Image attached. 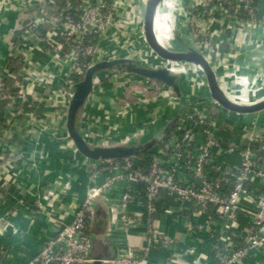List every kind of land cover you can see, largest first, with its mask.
<instances>
[{
	"label": "built area",
	"instance_id": "1",
	"mask_svg": "<svg viewBox=\"0 0 264 264\" xmlns=\"http://www.w3.org/2000/svg\"><path fill=\"white\" fill-rule=\"evenodd\" d=\"M45 1L55 6V0ZM63 1L64 6L51 17L50 29L39 27L47 14L43 8L42 16L25 30L22 47L18 49L19 68L0 71V100L7 104H29V100L40 104L42 93L37 94L35 88L49 90L53 83L50 77L63 72L69 102L73 84L86 69L97 60L114 56H102L107 50L103 43L110 28L117 27L114 32L117 34L126 23H132L128 15L121 23L115 21L118 9L130 10V1ZM262 3L263 0H181L195 43L218 72L226 92L225 76L241 67L239 63L232 66L240 55L234 46L261 44L257 39L247 43L245 38L248 28H254L264 19ZM3 8L0 3V10ZM238 37L242 42H238ZM224 42H229L231 47L223 50ZM32 51L41 56L36 61L39 68H32L36 66L28 58ZM175 66L177 73L187 79L188 94L195 97L205 92L193 66ZM114 75L117 78L126 73ZM145 83L146 90L167 98V106L172 110L182 109V101L169 87L146 78ZM240 85L248 86L242 82ZM241 116L226 111L213 99L196 101L182 111L165 137L146 151L125 158L91 161L90 176L94 184L87 189L72 220L60 223L56 233L27 264H92L97 259L91 255L94 203L98 198L108 199L106 194L117 189L118 181L119 198L110 204V212L118 210L114 219L125 229L132 226L144 229L142 242L134 245L144 254L151 248H159L168 252L169 263L176 264L180 257L176 252L177 232L195 239L205 233L209 251L208 255L200 253L199 259L211 258L212 264H241L262 252L264 132L242 138L260 126L254 121H244ZM1 129L0 124V133ZM132 203L136 207L134 211H130ZM158 212L170 218L163 229L155 221ZM176 223L180 227L172 228ZM252 261L251 264H264L261 259L252 258ZM113 262L136 264L135 253L127 247ZM186 264L193 263L186 261ZM195 264L204 262L196 259Z\"/></svg>",
	"mask_w": 264,
	"mask_h": 264
},
{
	"label": "crops",
	"instance_id": "2",
	"mask_svg": "<svg viewBox=\"0 0 264 264\" xmlns=\"http://www.w3.org/2000/svg\"><path fill=\"white\" fill-rule=\"evenodd\" d=\"M6 1L10 6H4L0 10V71L10 67L16 71L21 58L18 49L22 47L25 30L29 26L18 36L8 56L10 30L16 25L21 9L41 0ZM129 1L130 10H127L126 15L128 14L133 23L134 16L135 20L141 19L143 1ZM43 8L47 14L39 27L50 29L51 17L57 10L56 7L47 5L46 1ZM162 9L163 6L158 11ZM262 9L264 11V0ZM41 10L34 16L33 21L42 16ZM154 28L157 31L155 22ZM248 30L245 38L247 43L257 39L261 41L260 47L234 46V51L240 55L232 66L239 63L241 67L229 74L262 84L263 87L264 19ZM114 32V27L109 29V36L103 43L106 49L112 48L113 44L109 45V39L116 34ZM176 32L186 38L185 13H181V20L170 30L169 37H166L172 46L178 45L174 38ZM238 42H242L239 37ZM222 47L226 50L231 46L229 42H224ZM116 53L113 55L122 56L121 53ZM40 57L37 51L28 54L29 60L36 64L32 66L33 69L41 67L36 62ZM193 67L204 83V77L199 74L201 71ZM115 72L126 75L116 78ZM50 79L53 83L49 90H42L38 86L35 88L37 94L42 93L40 104L31 100L29 104H7L0 100V264H27L56 233L60 223H69L72 220L74 211L89 188V161L76 150L66 129L68 99L65 96L64 74L57 73ZM8 83L11 84L12 80H8ZM146 87L145 78L130 72L112 70L98 73L94 79L93 90L77 115V126L86 135L88 143L115 145L126 141H145L161 128L173 110L167 106V98H154L156 91L146 90ZM143 98L148 100L144 102ZM239 100L252 101L246 100L245 95H241ZM241 118L264 127V110L244 114ZM100 178H103V174ZM119 184L121 183L118 181L115 184L117 189L106 194L108 199L98 198L94 203L91 255L101 257L102 264H110L112 257L122 255L125 248L130 247L135 253L136 264H172L167 261L168 252L165 250L151 248L144 254L138 246L134 248V245L142 242V227L132 226L125 229L121 222H111L108 210L110 204L119 198ZM134 208V203L130 204V211H134ZM154 217L161 229L168 226L169 217L159 212ZM173 226L180 227L178 223L172 225V228ZM174 235L177 240L176 252L180 253L176 264H186V261L195 264L196 259L204 264H212L211 258L199 259L200 253L207 254L209 251V240L205 233L198 235L199 239L180 232ZM252 258L264 260V249L241 264H251Z\"/></svg>",
	"mask_w": 264,
	"mask_h": 264
},
{
	"label": "water",
	"instance_id": "3",
	"mask_svg": "<svg viewBox=\"0 0 264 264\" xmlns=\"http://www.w3.org/2000/svg\"><path fill=\"white\" fill-rule=\"evenodd\" d=\"M168 0H143L141 5V39L158 64L143 62L137 57L112 56L103 58L92 63L85 71L83 76L75 81L72 87V95L69 99L66 112V129L68 136L76 150L84 156L89 164L87 170L90 173L92 169L91 161L99 158L119 159L134 156L146 151L151 146L160 142L168 133L174 122L180 116L182 111L196 101L213 99L223 109L244 115L256 113L264 110V96L252 103H239L233 100L223 89L218 78V72L214 69L211 61L204 55L195 43L192 27L187 19L186 38L176 32L174 38L178 45L176 50L168 52L163 49L155 35L154 20L158 9L165 6ZM45 0L33 2L20 10L16 25L10 30L11 39L8 42V56L11 54L18 36L33 22L34 16L43 8ZM126 7L120 8L116 12V22L121 23L126 16ZM186 15V13H185ZM187 18V16H186ZM260 47V45H258ZM257 46V47H258ZM256 47V48H257ZM258 47V48H259ZM184 64L197 67L204 77V95L191 96L187 92V79L185 75L174 72L171 66ZM123 71L130 72L143 78L157 81L169 87L174 95L182 101V109L173 110V113L167 122L159 128L149 139L145 141L124 142L115 145H92L88 143L77 126V115L86 99L93 90L95 76L104 71ZM202 80V79H201ZM187 92V93H186ZM264 127H254L244 137L252 133H262ZM242 138L238 141L240 142ZM89 188L93 186V180L90 176ZM108 210L111 222H117L114 214ZM4 226V224H2ZM115 256L112 257L110 264ZM92 264H102V258L98 257Z\"/></svg>",
	"mask_w": 264,
	"mask_h": 264
},
{
	"label": "rangeland",
	"instance_id": "4",
	"mask_svg": "<svg viewBox=\"0 0 264 264\" xmlns=\"http://www.w3.org/2000/svg\"><path fill=\"white\" fill-rule=\"evenodd\" d=\"M143 1V0H142ZM141 2V0L139 1ZM0 3H2L6 8L10 6L8 1L0 0ZM135 4V3H134ZM130 9V6H129ZM135 11V10H134ZM137 12V11H135ZM134 12V13H135ZM159 14V12H158ZM133 17V15H132ZM134 16V22L133 23H126L124 25V28L118 31V33L113 35L109 39V42L113 45L112 48L108 47L107 50L103 53L102 56H112L114 53L119 52L122 54V56H129V57H137L143 62H147L150 64H158V62L152 57L146 46L144 45L143 41L141 40V19L137 18L135 20ZM169 22L167 21V16L165 17L164 21L160 24L158 29L160 32L165 36L169 37L170 35V25L168 27ZM130 25V26H129ZM162 26V27H161ZM117 30V27H115ZM108 37V36H107ZM114 42V43H112ZM117 54V53H116ZM172 71L178 70V66H173L170 68ZM203 76L202 72H199V74ZM192 82V81H190ZM264 85L262 87V84L254 83L249 91H234L230 95L232 98H235L234 94H241L245 95V99L250 101H257L258 99L262 98L264 96ZM204 95V92L201 94V96ZM240 95V96H241ZM142 97H145V95H140ZM155 97H159L158 94H155ZM235 100V99H234ZM246 102V101H245ZM215 108L212 109V112L214 114ZM228 111V110H226ZM226 113V112H224ZM126 142H133V141H126Z\"/></svg>",
	"mask_w": 264,
	"mask_h": 264
},
{
	"label": "bare ground",
	"instance_id": "5",
	"mask_svg": "<svg viewBox=\"0 0 264 264\" xmlns=\"http://www.w3.org/2000/svg\"><path fill=\"white\" fill-rule=\"evenodd\" d=\"M159 12V14H158ZM156 18L154 20L155 22V26L157 31L154 28L155 31V35H156V39L159 43V45L165 49L168 52H172L174 50H176L177 46H172L170 45V43L166 40V37L160 32V30L158 29V27L160 26V24L164 21L165 17L167 16V21L169 22L168 27L170 25V30L174 29L178 22L181 20V13H185L183 6L181 5V0H172L169 2V0L165 3V6H163L162 11H158ZM162 27V26H161ZM226 77V82L225 85L227 87V92L228 95L233 93L234 91H249L251 86L254 84L253 82L241 78V77H236L230 74H227ZM239 82H242L244 84H247L248 86H239ZM235 95V101L239 102V103H252L255 101H251V102H245L244 100H239V97L241 94H234ZM231 97V95H229ZM232 98V97H231ZM233 99V98H232ZM233 99V100H234Z\"/></svg>",
	"mask_w": 264,
	"mask_h": 264
},
{
	"label": "trees",
	"instance_id": "6",
	"mask_svg": "<svg viewBox=\"0 0 264 264\" xmlns=\"http://www.w3.org/2000/svg\"><path fill=\"white\" fill-rule=\"evenodd\" d=\"M64 6V1L63 0H55V6H52V7H56V10L59 8V7H62ZM57 12V11H56ZM76 78V77H75ZM156 84H159V82L157 81H154ZM91 232V231H90Z\"/></svg>",
	"mask_w": 264,
	"mask_h": 264
},
{
	"label": "flooded vegetation",
	"instance_id": "7",
	"mask_svg": "<svg viewBox=\"0 0 264 264\" xmlns=\"http://www.w3.org/2000/svg\"><path fill=\"white\" fill-rule=\"evenodd\" d=\"M118 201V199H115L114 201H113V204L115 203V202H117Z\"/></svg>",
	"mask_w": 264,
	"mask_h": 264
}]
</instances>
